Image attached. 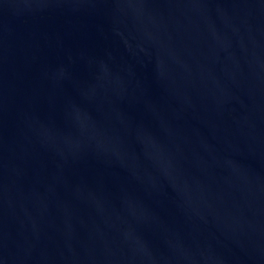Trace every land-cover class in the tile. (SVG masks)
<instances>
[{
	"label": "water",
	"instance_id": "obj_1",
	"mask_svg": "<svg viewBox=\"0 0 264 264\" xmlns=\"http://www.w3.org/2000/svg\"><path fill=\"white\" fill-rule=\"evenodd\" d=\"M0 264H264V0H0Z\"/></svg>",
	"mask_w": 264,
	"mask_h": 264
}]
</instances>
